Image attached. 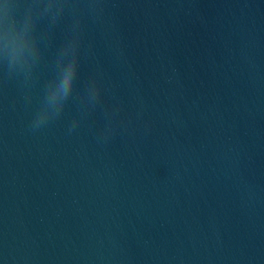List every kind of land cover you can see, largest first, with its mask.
Returning a JSON list of instances; mask_svg holds the SVG:
<instances>
[{
	"label": "water",
	"instance_id": "95a60500",
	"mask_svg": "<svg viewBox=\"0 0 264 264\" xmlns=\"http://www.w3.org/2000/svg\"><path fill=\"white\" fill-rule=\"evenodd\" d=\"M0 264H264V0H0Z\"/></svg>",
	"mask_w": 264,
	"mask_h": 264
},
{
	"label": "clouds",
	"instance_id": "9594fccd",
	"mask_svg": "<svg viewBox=\"0 0 264 264\" xmlns=\"http://www.w3.org/2000/svg\"><path fill=\"white\" fill-rule=\"evenodd\" d=\"M48 119L40 114H36L33 121V127L39 128L41 125L45 124Z\"/></svg>",
	"mask_w": 264,
	"mask_h": 264
}]
</instances>
